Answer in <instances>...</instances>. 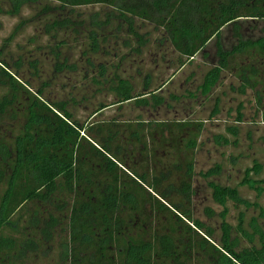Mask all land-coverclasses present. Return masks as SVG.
<instances>
[{
	"label": "trees",
	"instance_id": "16d2710c",
	"mask_svg": "<svg viewBox=\"0 0 264 264\" xmlns=\"http://www.w3.org/2000/svg\"><path fill=\"white\" fill-rule=\"evenodd\" d=\"M87 9L92 11L82 13ZM0 16L17 20L0 46V264H264L261 231L255 232L259 249L236 252L237 241L230 240L226 223L215 243L214 230L193 218L194 155L203 122L144 123L121 113L130 103L139 111L171 110L180 101L214 97L213 116L221 96L250 89L257 94L264 123V0H0ZM245 21L260 22L257 37L241 35L239 22ZM36 26L51 41L62 34L67 38L48 52L47 46L37 45L14 59L11 44ZM146 27L157 33L158 51L176 56V75L197 55L206 60L205 46L225 27L231 28L235 45L217 47L215 64L201 73L199 86L180 96L170 92L169 104L162 92L174 74L153 86L150 75L141 71L139 59L151 37ZM109 41L116 44L106 51ZM37 42L36 36L28 39L29 46ZM66 44L85 59L81 80L94 87L89 99L83 94L78 100L74 79L79 70L61 57ZM33 51L49 57L50 67ZM99 52L103 61L93 76L91 60ZM115 57L109 72L106 64ZM128 60L137 66L135 76L118 73ZM43 72L48 77L42 79ZM65 73L74 81L70 90L66 87L69 97L55 99L53 80ZM228 75L231 87L217 93ZM135 77L141 81L139 91ZM98 96L104 101L92 105ZM110 108L117 115L103 117ZM237 131L233 127L227 133L235 138ZM219 170L215 166L203 176H216ZM260 171L254 161L239 185L260 196L264 179L252 177ZM209 187L218 205L230 200L249 206L236 189ZM205 213L214 216L208 209ZM248 240L254 245L252 235Z\"/></svg>",
	"mask_w": 264,
	"mask_h": 264
},
{
	"label": "rangeland",
	"instance_id": "374dc122",
	"mask_svg": "<svg viewBox=\"0 0 264 264\" xmlns=\"http://www.w3.org/2000/svg\"><path fill=\"white\" fill-rule=\"evenodd\" d=\"M97 10V9H95ZM94 10V11H95ZM91 9H87L82 13L91 12ZM27 14V12H25ZM30 14V12H28ZM17 20L10 19L5 16H0V46L2 45L3 39L7 38L11 33ZM241 35L245 38H255L260 34L261 24L255 21H245L239 22ZM40 26L28 27L24 33L18 36L14 42L11 44L9 51L13 52V58L16 59L17 53L20 54L24 51H32L37 45L47 46L46 52L54 48L59 39L67 38L65 35H59L55 41L49 40L41 35ZM231 28L225 27L223 29L224 34L220 38L221 41L229 40L228 33H231ZM145 31L150 32L151 37L149 43L144 51L143 56L139 59L143 60L141 71L143 75L148 74L153 79V86L159 85L160 83L168 80L177 69V64H174L172 60L176 58L171 51H166L162 48V51H158V46L154 45V39L157 33H153L152 27H146ZM36 36L38 42L32 46L28 45V39ZM229 36V37H228ZM231 40V38H230ZM66 41V40H65ZM232 41V40H231ZM70 43V41H69ZM113 41H109L105 47L106 51L112 49L114 45ZM22 49H18V47ZM226 50L230 49V45L226 43ZM100 46V50L102 49ZM212 48H208L211 50ZM113 51V50H111ZM36 51H33L35 53ZM62 59H67V65L73 63L76 64L79 72L74 79L77 89L75 92L78 95V100L83 97V94L89 99V93L94 91V87L89 84V80H81L82 78V68L84 67L85 59L79 56V52L71 50V44L64 45V48L60 49ZM155 52V53H154ZM126 54L124 51L122 54ZM154 53V54H153ZM124 54V55H125ZM153 54V55H152ZM164 55V58L160 59ZM38 61H42L46 68L50 67V58L44 57L43 52L35 53ZM116 58V57H115ZM114 58L108 60L107 70L110 72L114 70V66L117 63L113 61ZM165 64H162V61ZM172 61V62H169ZM94 66V75H96L97 66L100 61H103L101 54L97 55L95 59L91 60ZM132 62L129 60L118 68V73L126 76H135L134 71L137 66H130ZM182 73L179 75L174 74V79L169 83L168 88L162 92V96L167 99L170 92H174V95L180 96L184 91H194L197 86L201 83L202 72L207 71L214 65L211 61L196 60L192 65H188ZM116 71V70H115ZM193 71L194 75L190 78V81L186 80V77ZM196 71V72H195ZM48 77L46 72H43L42 79ZM222 79L224 84L218 90L217 93L226 90L231 87L232 77L230 75L225 76ZM73 81V82H74ZM140 79L135 77V86L137 91L140 87ZM72 80L69 78L68 74L58 75L53 80L52 96L57 98L68 99V90H70V85L73 84ZM230 84V85H229ZM36 79L33 80V86H38ZM65 85L63 92L60 91V86ZM236 86V84H234ZM67 87V88H66ZM66 90V92H65ZM57 91H60L57 93ZM216 91V90H215ZM76 95V98H77ZM214 96L216 94H213ZM71 96V95H70ZM221 96V95H220ZM219 96V97H220ZM221 98V103H219V112L211 116L212 109L215 105V99L212 97L208 100H203L198 98L192 102L180 101V103L173 104V109H168L163 106L157 110H151L150 108H145L143 110L134 109L133 104H127L122 107L121 113L125 118L132 121L142 120V121H180V122H203V130L197 139L196 151L194 155V196L192 200V214L194 220L203 223L205 226L210 227L214 230V242L219 243L222 238L221 224L224 222L230 227V240L237 241L236 252H240L244 249H259L258 236L259 233L256 231L264 233V218L259 215V209L255 208V204L259 206L260 209L264 211V186L263 193L258 196L257 191L250 190L247 186H240L239 183L243 179V173L246 169L252 167L254 161L261 165V171L258 176L252 175L256 180L264 179V123L261 121V108L257 105V94L253 90L247 89L244 94L237 95H227L225 98ZM104 101L103 96H98L96 99L91 101L92 105H96ZM170 104V102H168ZM263 104V102H262ZM116 108H110L102 113L103 117H111L116 114ZM82 106L79 109L81 115ZM92 108H89L91 111ZM240 113L241 122L237 120V113ZM117 115V114H116ZM84 118V115H81ZM101 117V118H103ZM235 127L237 131V136L234 138L228 135L227 130ZM216 137H224L229 140L230 143L224 145L221 140ZM237 143L233 144V141ZM215 166L220 168L219 174L216 176H210L204 178L208 171L212 170ZM209 183L217 185L219 187H227L231 189H236L238 195L241 199L247 201L249 206L243 203H234L230 200H225L223 205H218L214 203L212 198V190L209 187ZM208 209L214 214L213 218H208L205 211ZM223 215V216H222ZM253 237V244L249 243V237Z\"/></svg>",
	"mask_w": 264,
	"mask_h": 264
},
{
	"label": "crops",
	"instance_id": "0c3cea01",
	"mask_svg": "<svg viewBox=\"0 0 264 264\" xmlns=\"http://www.w3.org/2000/svg\"><path fill=\"white\" fill-rule=\"evenodd\" d=\"M222 33L224 34V32H223V30H221L220 31V33H219V37L217 38V39H211L208 43H207V45L205 46V49H204V51H203V53L202 54H204V55H206L207 56V58H206V61H211V64L212 65H214L215 64V61H216V51H217V47H221L223 50H226L225 48V46H226V43H228L229 45H230V47H232L233 45H235V41L233 40V38H232V35H231V33L229 32L228 33V35L230 36H228L229 37V40L228 41H225L226 43H224L223 41H221L220 40V38H221V36H222ZM230 38H231V40H230ZM208 48H212L211 50H208ZM196 60H202V57H201V55H197L196 57H195V61ZM174 78H172L171 80H170V82L173 80ZM169 82V83H170ZM170 94V93H169ZM144 123H146L147 121H143Z\"/></svg>",
	"mask_w": 264,
	"mask_h": 264
}]
</instances>
